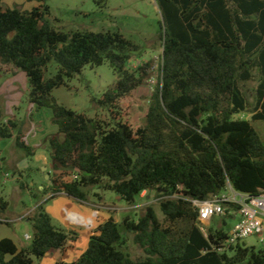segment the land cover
I'll return each mask as SVG.
<instances>
[{"label":"trees","instance_id":"trees-1","mask_svg":"<svg viewBox=\"0 0 264 264\" xmlns=\"http://www.w3.org/2000/svg\"><path fill=\"white\" fill-rule=\"evenodd\" d=\"M28 1L37 3L32 10L0 0V72L23 71L32 106L52 109L51 122L58 127L47 138L54 174L40 193L86 200L96 186L132 205L145 190H164L162 218L152 205L138 218L128 215L121 223L109 218L78 259L59 264H264V247L225 245L226 213L222 226L209 225L204 233L191 201L222 195L229 187L251 196L264 193V141L252 124L264 120V0H155L163 16L161 68L146 124L138 127L126 118L120 100L143 82L129 67L139 46L120 32L57 29L48 19L47 0ZM53 61L57 72L47 77ZM106 61L118 79L95 101L109 109L108 119L58 101L56 88L86 65ZM150 65L143 62L139 70L147 74ZM254 70L259 83L251 106L240 82L252 79ZM249 109L251 119L235 118ZM18 126L10 118L0 125V138L15 137L32 157L35 147ZM74 173L78 178H70ZM7 207L2 201L0 218ZM224 207L240 208L228 201ZM29 220L30 246L20 249L13 239H1L0 264H35V258L64 251L74 238L53 222L44 203ZM125 233L133 234L143 258L122 249Z\"/></svg>","mask_w":264,"mask_h":264},{"label":"rangeland","instance_id":"rangeland-1","mask_svg":"<svg viewBox=\"0 0 264 264\" xmlns=\"http://www.w3.org/2000/svg\"><path fill=\"white\" fill-rule=\"evenodd\" d=\"M2 3L10 7H17L22 10H32L37 4L28 0H2ZM50 7L48 16L51 24L66 32L89 31V32H120L128 39L139 46L130 60L129 67L142 74V84L130 94L120 100V106L126 118L138 127L146 124V114L149 107L150 97L158 84L161 55L163 52L162 41L160 39V22L162 15L155 0H47ZM150 62L147 74L139 70L143 62ZM57 72L56 62H51L48 67L47 77L55 75ZM118 79L113 65L106 61L97 66L86 65L80 73L67 81V84L56 88L54 95L59 102L74 110L84 112L90 117L108 119L111 113L108 108L101 107L95 99L112 86ZM259 83L257 70L253 71V78L241 81L240 84L248 95L250 105L255 101V91ZM30 85L26 74L18 71L16 74L0 72V104L2 107V117L0 125L6 123L10 118L18 122V128L29 134V139L35 144L39 153L44 154L49 159L46 165L44 159L33 157L18 163L25 158L24 150L16 145V139L0 138V206L2 201L8 203L2 218H7L9 222H0L1 227H6V231L19 238L23 244L30 246L33 235L32 224L27 221L33 211L27 213L29 209H35L39 204L44 203L48 213L53 217L54 223L80 239L75 241V246L71 245L67 252V261L72 262L78 259L88 247V239L93 229L103 220L101 212L107 211L105 206L111 205L115 199V192L103 190L93 186L89 189L86 200H81L70 196L65 192L53 194L40 193V190L51 184L50 180L54 170L50 163L48 148V134L56 126L51 122L52 112L49 108H32L30 102ZM33 109V110H32ZM252 110L242 111L235 115V118L251 119ZM252 124L260 133L264 141V120H252ZM32 132V133H31ZM48 147V146H47ZM48 173L50 177L47 178ZM24 183L29 187L23 188ZM43 185V188L40 186ZM37 193L38 197L32 196L31 192ZM162 189H150L146 195L137 197L133 204L146 203L141 207L129 210H120L118 213L123 217L130 215L138 218L144 214L147 206H154L160 218L163 217L160 209V200L163 198ZM226 194H230L228 190ZM103 197V202L98 197ZM93 201L102 204L103 209L89 205L86 201ZM150 201V202H149ZM122 207L129 204L123 200L118 203ZM100 211V212H99ZM236 210L226 211V230L230 231L238 222L235 217ZM27 213V214H26ZM25 219H23V217ZM9 225V226H8ZM210 225L220 227L223 225L222 216L213 218ZM124 229L121 227V232ZM30 236V239L27 237ZM125 243L122 249L134 259L143 258L145 253L133 239V234L125 233ZM78 240V241H77ZM86 242V243H85ZM248 246L264 247V242L260 241L258 235H252L242 240ZM82 248V249H81ZM60 250H58V253ZM50 255L48 259H52ZM41 258H35V262L40 264ZM51 264V262H50Z\"/></svg>","mask_w":264,"mask_h":264},{"label":"built area","instance_id":"built-area-1","mask_svg":"<svg viewBox=\"0 0 264 264\" xmlns=\"http://www.w3.org/2000/svg\"><path fill=\"white\" fill-rule=\"evenodd\" d=\"M70 178L76 179L78 175L74 173ZM233 191L234 194L215 195L204 201L191 200L199 208L198 225L200 229L206 233L215 216L225 215L224 202H234L239 204L238 212L240 217L230 230L225 245L236 244L238 241H242L252 235H258L260 241L264 242V193L258 196H251L246 193ZM0 221L8 222L5 219H0ZM27 237L30 238L29 235Z\"/></svg>","mask_w":264,"mask_h":264},{"label":"crops","instance_id":"crops-1","mask_svg":"<svg viewBox=\"0 0 264 264\" xmlns=\"http://www.w3.org/2000/svg\"><path fill=\"white\" fill-rule=\"evenodd\" d=\"M31 2V1H30ZM36 3V2H35ZM32 108L34 109V108H36L35 106H32ZM32 109V110H33ZM50 109V108H49ZM51 110V109H50ZM51 112H52V110H51ZM52 114H53V112H52ZM56 126V125H55ZM58 131V127L56 126V128H53L52 129V132H50L49 134H48V136L50 135V134H52V133H55V132H57ZM32 133V132H31ZM28 136H29V134H28ZM28 141H29V143L33 146V147H35V155L34 156H32L33 158H35V159H41V158H43L44 159V162L46 163V165L47 164H49V159L44 155V154H42V153H39L38 152V150H37V146L39 145V143H38V145L37 144H35V142H32L30 139H29V137H28ZM48 145H43L42 147L43 148H48L47 147ZM30 158L31 157H26L25 156V158L24 159H22L21 161H18V163H21V162H23V161H25V160H27V165H29V160H30ZM40 188H43V185L42 186H40ZM228 192L230 193V194H234L233 192V189L231 188V187H229L228 188ZM224 194H226V192L224 193ZM144 195H146V197H150V195L147 193V190H145V191H143L138 197H142V196H144ZM114 197H115V199L117 200V202L119 203L120 201H123V199L121 198V196L120 195H118V194H116L115 193V195H114ZM100 200H102L101 201V203L103 202V197L102 196H99L98 197ZM150 202V201H149ZM86 203H88L89 205H93V206H95V207H97V208H101L100 209V211L103 209V206L104 205H102V204H98V203H95V202H93V201H86ZM118 203H113V204H111V205H107V206H105V208L104 209H106L107 211H110L109 213L108 212H105L104 211V213H102L101 212V215H102V221L100 222V223H102V222H104L105 220H107V219H109V218H113L115 221H117V222H119V223H121L122 221H123V219L126 217V216H128V215H126V216H121L118 212L120 211V210H129V209H131V208H137V207H141V206H143L144 204H146V203H139V204H132V205H130L129 204V206L128 207H122L121 205H119ZM31 211H34V209H29V211L27 212L28 214L31 212ZM99 211V212H100ZM48 212V211H47ZM5 213V212H4ZM26 213V214H27ZM50 214V213H49ZM50 216H51V214H50ZM235 217H240V215H239V212L237 211L236 213H235V215H234ZM52 217V216H51ZM0 219H5V218H0ZM7 219V218H6ZM5 219V220H6ZM23 219H25V218H23ZM52 219H53V217H52ZM26 220L27 221H30L29 220V217H27L26 218ZM53 222H54V220H53ZM99 223V224H100ZM98 224V225H99ZM97 225V226H98ZM1 226H5V225H2L1 223H0V240L1 239H3V238H11V239H13L14 240V242L17 244V246L20 248V249H22V248H25V247H28V246H26L25 244H23V242L19 239V238H17V237H15V236H13V235H11L10 234V232H7L6 231V227H1ZM9 226V225H8ZM97 226L95 227V229L97 228ZM95 229H93V232L95 231ZM93 232H92V234H93ZM91 234V235H92ZM90 235V236H91ZM30 239V238H29ZM76 239H80V237L79 236H76L75 237V244H76ZM90 239V238H89ZM89 239H88V241H89ZM77 240V241H78ZM70 242V241H69ZM86 243V242H85ZM89 243V242H88ZM75 244L73 243V241L71 242V243H68V245H67V248L64 250V251H60L59 253H58V251H55L54 253H52V254H48V255H46V256H44V257H42L41 258V260H40V264H50V262H51V264H59V263H61V262H67V263H69L68 261H67V252H68V248H70L71 247V245H73V246H75ZM82 249V248H81ZM50 255H53V258L52 259H48L49 258V256ZM35 264H37L36 262H35Z\"/></svg>","mask_w":264,"mask_h":264},{"label":"water","instance_id":"water-1","mask_svg":"<svg viewBox=\"0 0 264 264\" xmlns=\"http://www.w3.org/2000/svg\"><path fill=\"white\" fill-rule=\"evenodd\" d=\"M162 20H163V16H162ZM49 177H50V174L48 173L47 178H49Z\"/></svg>","mask_w":264,"mask_h":264}]
</instances>
